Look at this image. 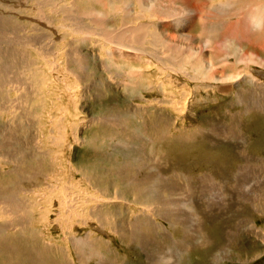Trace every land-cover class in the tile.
Returning a JSON list of instances; mask_svg holds the SVG:
<instances>
[{"label":"rangeland","instance_id":"rangeland-1","mask_svg":"<svg viewBox=\"0 0 264 264\" xmlns=\"http://www.w3.org/2000/svg\"><path fill=\"white\" fill-rule=\"evenodd\" d=\"M123 1L0 0V264H264V26Z\"/></svg>","mask_w":264,"mask_h":264},{"label":"bare ground","instance_id":"bare-ground-1","mask_svg":"<svg viewBox=\"0 0 264 264\" xmlns=\"http://www.w3.org/2000/svg\"><path fill=\"white\" fill-rule=\"evenodd\" d=\"M90 1H92V0H90ZM123 1V0H122ZM125 1V0H124ZM123 1V2H124ZM168 1V0H167ZM232 1V0H231ZM238 1V4H239V9H246V12L244 11L243 12V15H242V18L240 19V21L237 19V26H239V28L240 29H246V28H248V30L252 33V34H254V32L253 31H255L256 29L255 28H257V29H259L260 30V28H262L264 25V2H262V0H260V1H257V0H252V1H249V2H246V1H243V0H237ZM100 2V1H99ZM129 2V1H128ZM137 2H138V5H139V7L141 8V9H161V8H163V5L161 6V0H137ZM187 2V0H184L183 1V3H186ZM228 2H229V0H228ZM227 1H226V3L224 2L223 4L222 3H219V2H209L208 1V4L205 6V9H215L214 10V12L212 13L213 15H217L218 17H223L225 14H228V13H226L227 11H225L226 9H229V6H230V4H231V2H229L228 3ZM101 3H104V1L103 2H101ZM125 3V2H124ZM80 4V3H79ZM169 4V3H168ZM170 4H172V3H170ZM175 4L176 3H173V6L172 7H174L175 6ZM78 5V4H77ZM85 5V4H84ZM110 5H111V7L114 5V3H110ZM125 5L126 4H124L123 6H122V8H124L125 7ZM177 6H178V4H176ZM95 6H97V5H95ZM108 6V5H107ZM193 5H190L188 8H187V5H182V6H178V8L177 9H196V8H194V7H192ZM161 7V8H160ZM165 7V6H164ZM167 7H169V6H167ZM171 7V8H172ZM235 8V7H234ZM95 9H96V7H95ZM99 9V8H98ZM113 9V8H112ZM167 9V8H166ZM165 9V10H166ZM173 9V8H172ZM171 9V10H172ZM175 9V8H174ZM77 10V9H76ZM130 10V9H129ZM200 10V9H199ZM103 11V10H102ZM106 11H107V9H106ZM111 11V10H110ZM77 12V11H76ZM111 12H113V10L111 11ZM143 12V11H142ZM167 12V11H166ZM173 12V11H172ZM110 13V12H109ZM162 13V12H161ZM165 13V12H164ZM94 14V13H93ZM106 14V13H105ZM167 14H168V12H167ZM211 14V15H212ZM96 16L98 15V14H95ZM103 15V14H102ZM133 15V14H132ZM131 15V16H132ZM142 15V14H141ZM206 15V14H205ZM119 16V15H118ZM151 16H153V15H151ZM171 16V15H170ZM233 16V15H232ZM235 16V15H234ZM70 17V16H69ZM98 17V16H97ZM169 17V16H168ZM175 17V16H174ZM205 17V16H204ZM120 18H121V16H120ZM156 18H158V17H156ZM228 18V16L226 17V19ZM97 19V18H96ZM99 19V18H98ZM97 19V20H98ZM192 19V18H191ZM190 19V20H191ZM231 19V18H230ZM77 20V19H76ZM100 20V19H99ZM107 20V19H106ZM117 20H119V19H117ZM219 20V19H218ZM109 21V20H108ZM222 21H224V20H221V22ZM77 22V21H76ZM179 22H181V21H179ZM185 22V21H184ZM217 20L216 19H212V18H210V19H204V30L206 31V33H205V41H204V46H210V45H212V43H214V39H213V36H212V34L211 33H214V31H215V33H214V37L216 38L217 36H219L218 34L220 33L219 32V28H217ZM112 24V23H111ZM177 24H178V22H177ZM188 24V23H187ZM226 25H227V20H226V23H225V25H224V28L226 27ZM138 26V25H137ZM139 27V26H138ZM187 27V26H186ZM95 28V27H94ZM128 28V27H127ZM182 29H183V27H182ZM186 29V28H185ZM127 30V29H126ZM263 30V29H262ZM105 31V30H104ZM117 31V30H116ZM122 31V30H121ZM246 31V30H245ZM245 31H244V33H245ZM248 31V32H249ZM106 32V31H105ZM127 32V31H126ZM131 32V31H130ZM249 32V33H250ZM108 33V32H107ZM182 34V33H181ZM201 34V33H200ZM102 35V34H101ZM110 35V34H109ZM203 35V34H202ZM157 36H159L158 34H157ZM125 37V33L124 32H122L120 35H119V38L121 39V38H124ZM132 37V36H131ZM135 37V36H134ZM161 37H163V35L161 36ZM181 37L182 38H184L189 44L188 45H186L185 46V43H184V46H182V45H180V46H177L178 44H176V46L173 44L172 46V48H170L169 47V50H170V52H171V56L172 57H174L175 55H176V57H178V58H183L184 60L182 61V64H181V66H180V68L182 67H186V66H190V67H192L193 68V70L194 71H197V70H199V72H204V73H207V72H210L211 70H212V68L214 67V63H212V61L210 62V61H207V60H205L203 57H200V55H202L203 54V52L202 51H200L198 48H196V47H193L192 45H194V44H191V42H192V37L190 38L189 37V35H185V33H183L182 35H181ZM188 37V38H187ZM259 37V36H258ZM257 37V38H258ZM153 38V37H152ZM156 38V37H155ZM262 38V37H261ZM98 39V38H97ZM108 39V38H107ZM106 39V40H107ZM113 39V38H112ZM117 39V38H116ZM201 39V38H200ZM254 39H256V35L254 34ZM260 39V38H259ZM122 40V39H121ZM170 40V39H169ZM196 40V39H195ZM111 41V40H110ZM164 41H166V40H164ZM181 41V40H180ZM194 41V40H193ZM220 41V40H219ZM167 42V41H166ZM175 42V41H174ZM257 42V41H256ZM145 43V42H144ZM153 43H154V45H156V43H157V38L155 39V40H153ZM167 43H169V42H167ZM179 43V42H178ZM183 43V42H182ZM255 43V42H254ZM181 44V43H180ZM229 45H230V49H231V51H233L234 52V50H236L237 48H238V46H237V42L236 41H234V40H230L229 41V43H228ZM145 45V44H144ZM202 45V44H201ZM200 45V46H201ZM239 45V44H238ZM250 46V45H253V43L252 42H249V43H245L244 45H243V47H241V46H239V52L242 50L243 51V49H244V47H246V46ZM175 46V47H174ZM195 46V45H194ZM199 46V47H200ZM203 46V45H202ZM222 46H224V45H222ZM217 47V46H216ZM204 48V47H203ZM218 48V47H217ZM214 50V49H213ZM217 50V49H216ZM238 50H236V51H238ZM121 51L122 50H120V53H121ZM220 51H222L221 49H220ZM220 51H218L219 53H220ZM252 51V50H251ZM68 52V51H67ZM216 52V51H215ZM223 52V51H222ZM225 52V51H224ZM239 52H238V54H239ZM247 52L248 53H250V51H248L247 50ZM174 53H175V55H174ZM229 53V52H228ZM231 53V52H230ZM229 53V54H230ZM241 53V52H240ZM71 54V53H70ZM216 54V53H215ZM224 54V53H223ZM228 55V54H227ZM227 55H225V56H227ZM197 56H199L200 58H202V59H200V58H196ZM214 56V55H213ZM225 56H223V57H225ZM220 57V56H219ZM208 59V58H207ZM75 60V59H74ZM178 60H180V59H178ZM226 60H227V58H226ZM253 61H255V60H253ZM178 62V61H177ZM252 67V66H251ZM39 69V68H38ZM182 71V70H181ZM209 74V73H208ZM210 74H211V72H210ZM215 76V75H214ZM226 76H228L229 77V74H227ZM233 76L231 75V78H232ZM214 79H215V77H214ZM222 79V78H221ZM223 79H225V78H223ZM229 79H230V77H229ZM236 80V79H235ZM242 84V83H241ZM246 95V94H245ZM6 96V95H5ZM243 97V96H242ZM246 98V97H245ZM242 99V98H241ZM244 101V100H243ZM245 103V102H244ZM263 106V105H262ZM261 121V120H260ZM214 126V125H213ZM217 130V129H216ZM242 154V153H241ZM244 155V154H243ZM258 168V167H257ZM161 171V170H160ZM254 172V171H253ZM247 175V174H246ZM232 178V177H231ZM250 178V177H249ZM233 179V178H232ZM190 194V193H189ZM196 198V197H195ZM195 204V203H194ZM19 208V207H18ZM203 208V207H202ZM204 209V208H203ZM26 212V211H25ZM170 216V215H169ZM142 241V240H141ZM145 241V240H144ZM79 242V241H78ZM31 243V242H30ZM22 244V243H21ZM143 246V245H142ZM28 247V246H27ZM33 247H35L34 246V244H33ZM78 247H79V245H78ZM36 248H37V245H36ZM43 248V247H42ZM42 248H40L39 247V249H41L42 250ZM33 250V249H32ZM30 251V250H29ZM49 251V250H48ZM26 252V251H25ZM35 253L37 252V250L36 251H34ZM44 252H46V251H44ZM43 252V253H44ZM37 254V253H36ZM45 254V253H44ZM42 255V254H41ZM47 255H48V253H47ZM40 256V255H39ZM46 256V255H45ZM43 256H41V258H42ZM27 258V257H26ZM37 258V257H36ZM49 258V257H48ZM43 259V258H42ZM47 259V258H46ZM51 260V259H50ZM44 261V260H43ZM58 261V260H57ZM38 262V261H37ZM41 263V262H40Z\"/></svg>","mask_w":264,"mask_h":264}]
</instances>
